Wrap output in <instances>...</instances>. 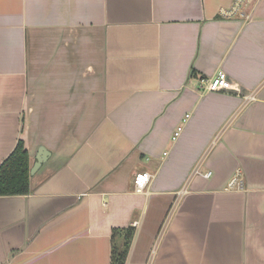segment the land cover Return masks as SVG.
Masks as SVG:
<instances>
[{"label": "crops", "instance_id": "1", "mask_svg": "<svg viewBox=\"0 0 264 264\" xmlns=\"http://www.w3.org/2000/svg\"><path fill=\"white\" fill-rule=\"evenodd\" d=\"M233 2L0 0V163L22 139L30 175L0 264H111L127 226L125 264H264V0Z\"/></svg>", "mask_w": 264, "mask_h": 264}, {"label": "trees", "instance_id": "2", "mask_svg": "<svg viewBox=\"0 0 264 264\" xmlns=\"http://www.w3.org/2000/svg\"><path fill=\"white\" fill-rule=\"evenodd\" d=\"M29 154L19 139L13 150L0 163V195L29 193ZM134 228L114 227L111 230V264H125Z\"/></svg>", "mask_w": 264, "mask_h": 264}, {"label": "built area", "instance_id": "3", "mask_svg": "<svg viewBox=\"0 0 264 264\" xmlns=\"http://www.w3.org/2000/svg\"><path fill=\"white\" fill-rule=\"evenodd\" d=\"M242 0H234L233 2V7L231 10L226 11L223 10L221 13L224 14H230L232 11H234L237 7V5L241 2ZM201 90L202 92H210V91H239L238 85L233 82L227 75L226 72L219 70L215 75L209 78H205L201 80ZM247 100H250L253 98L252 94H247L245 96ZM189 117V114H186L183 117V122L187 120ZM183 130V125H178L173 133L171 139L175 141L179 135L181 134ZM211 173L208 172L206 176H209ZM151 180V174L148 171H140L137 172L134 176V186L136 190H142L144 189L150 182ZM243 187V182L242 179L240 178L239 172L236 171L230 178V180L227 182L226 188L231 189V188H236V189H241Z\"/></svg>", "mask_w": 264, "mask_h": 264}, {"label": "water", "instance_id": "4", "mask_svg": "<svg viewBox=\"0 0 264 264\" xmlns=\"http://www.w3.org/2000/svg\"><path fill=\"white\" fill-rule=\"evenodd\" d=\"M47 152L43 151L42 148L39 149L38 154L36 155V161L30 169V174H33L41 165L47 160Z\"/></svg>", "mask_w": 264, "mask_h": 264}]
</instances>
